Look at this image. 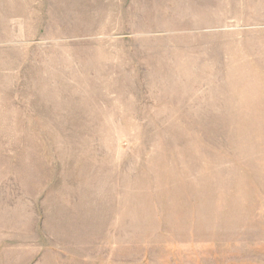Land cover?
Segmentation results:
<instances>
[{
	"label": "rangeland",
	"instance_id": "1",
	"mask_svg": "<svg viewBox=\"0 0 264 264\" xmlns=\"http://www.w3.org/2000/svg\"><path fill=\"white\" fill-rule=\"evenodd\" d=\"M0 264H264V0H0Z\"/></svg>",
	"mask_w": 264,
	"mask_h": 264
}]
</instances>
